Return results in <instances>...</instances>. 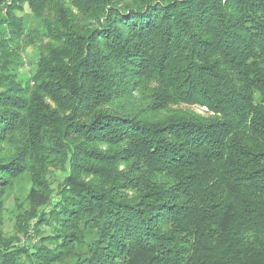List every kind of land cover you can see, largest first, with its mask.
<instances>
[{"label":"trees","instance_id":"trees-1","mask_svg":"<svg viewBox=\"0 0 264 264\" xmlns=\"http://www.w3.org/2000/svg\"><path fill=\"white\" fill-rule=\"evenodd\" d=\"M0 264H264V0H0Z\"/></svg>","mask_w":264,"mask_h":264},{"label":"rangeland","instance_id":"rangeland-1","mask_svg":"<svg viewBox=\"0 0 264 264\" xmlns=\"http://www.w3.org/2000/svg\"><path fill=\"white\" fill-rule=\"evenodd\" d=\"M32 51L31 48H29V52ZM29 76V66L23 68L20 70V78L22 80H26ZM196 111L203 112L204 108H198L194 107ZM32 187L31 177L29 175L24 174L20 178H18L12 189L8 192L5 201H6V208L7 211L4 215L5 220V229L8 231L9 234H13L15 231V215L18 211L17 205L19 204H26L27 196L30 192V189Z\"/></svg>","mask_w":264,"mask_h":264}]
</instances>
